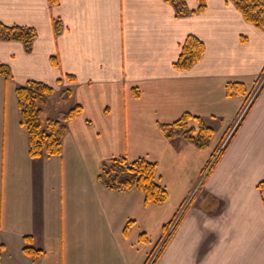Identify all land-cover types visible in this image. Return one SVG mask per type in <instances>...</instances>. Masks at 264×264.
I'll use <instances>...</instances> for the list:
<instances>
[{
	"label": "crops",
	"instance_id": "1",
	"mask_svg": "<svg viewBox=\"0 0 264 264\" xmlns=\"http://www.w3.org/2000/svg\"><path fill=\"white\" fill-rule=\"evenodd\" d=\"M200 1L185 0L190 11ZM203 1L202 12L177 18L163 0H0L3 24L36 32L29 53L0 41L12 74L0 75V264H145L215 154L198 194L211 206L188 210L155 264H264V87L238 119L263 74L264 31L228 0ZM189 35L205 51L178 70ZM28 81L54 89L45 119L81 107L59 156L28 154L15 96ZM228 83L245 96L227 97ZM184 114L214 131L209 147L164 137L159 126ZM117 157L155 163L167 201L145 205L140 191L102 186V163Z\"/></svg>",
	"mask_w": 264,
	"mask_h": 264
},
{
	"label": "trees",
	"instance_id": "2",
	"mask_svg": "<svg viewBox=\"0 0 264 264\" xmlns=\"http://www.w3.org/2000/svg\"><path fill=\"white\" fill-rule=\"evenodd\" d=\"M173 7L175 16L183 18L200 13L205 8L204 1L195 11L187 8L185 0H163ZM243 16L245 22L252 24L257 30L264 31V0H228ZM56 4L57 0H50ZM59 21L54 22L55 34L61 32ZM36 38L33 28L17 25L8 26L0 21V41H17L22 43L24 50L29 53ZM180 54L174 67L178 70H188L199 62L204 54L205 47L202 41L195 36L186 37L180 47ZM0 75L11 79L12 74L8 66L0 65ZM73 81L72 77H67ZM264 83L260 91L263 89ZM259 91V92H260ZM63 99L70 96V90L63 91ZM54 95V89L44 83L28 81L15 89V96L19 109V123L25 130L28 139V154L32 159L59 156L61 154V140L66 132V122L73 120L81 113V107L76 105L56 117L43 120V111ZM227 97L245 96V87L241 83H228L225 87ZM193 121L195 126L188 123ZM160 131L168 140L180 138L198 149H205L210 145L213 130L205 125L202 119L189 114L182 115L177 121L159 126ZM217 159L213 162L215 164ZM213 167L210 168V170ZM97 181L109 191H126L135 189L144 195L145 205H161L167 200V191L157 180V165L144 158L128 161L125 157L113 158L101 165ZM257 188L264 190V180L259 182ZM167 224L162 229L166 234ZM143 241H146V237ZM169 237L165 239L159 250L157 260L164 250ZM23 252L38 259L42 256L40 250L25 247ZM146 260L145 263L149 261Z\"/></svg>",
	"mask_w": 264,
	"mask_h": 264
},
{
	"label": "rangeland",
	"instance_id": "3",
	"mask_svg": "<svg viewBox=\"0 0 264 264\" xmlns=\"http://www.w3.org/2000/svg\"><path fill=\"white\" fill-rule=\"evenodd\" d=\"M263 83H264V70H263V74L256 80L252 92L248 95V98H247V100L245 102V105L243 106V108H242V110H241V112L239 114L238 119L241 118L244 115V113H246V111H248V109H249L250 106H252L253 101L256 99V97L260 93L259 91H260L261 86L263 85ZM53 96H52V98H53ZM63 96H64V94H63V91H62L60 93V95H59V98H63ZM50 100H49V102H48V104H47L46 107H48V105L50 104ZM46 107L44 108V111H43V115H44L43 120L45 119V117L47 116V113H48V108L46 109ZM213 134H214V131H213ZM210 143H211V139H210ZM214 158L217 159L218 158V155L215 154V157ZM214 158H212V159H214ZM212 159L211 158L209 159L207 165L201 171L199 188L198 187L195 188V190H193V193L194 194L191 196V198L189 200L185 201L183 203V205H181V208L178 211L177 215L172 220V222L170 223V225L167 227V229H166V232L167 233L166 234H162V239H161V241H160V243L158 245V247L159 246L160 247L159 248H156V250L154 249L153 254L150 257L149 261L147 263H145V264H155L157 262V257H158V254H159V250L161 249V245L165 241L166 237L167 238L169 237V240L167 241L166 246L172 240V238L174 237L175 232L177 231L179 225L181 224V222H183V219L185 218L188 210L191 209L192 206L193 207H197V205H202L205 208L211 206V198L201 199L202 197H200L201 196L200 193H204V190H202V187H204L206 180L211 175L210 168L213 167L212 164H213V161H214ZM198 194H200L199 198H198ZM162 252H161V254H162Z\"/></svg>",
	"mask_w": 264,
	"mask_h": 264
}]
</instances>
